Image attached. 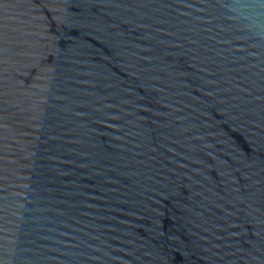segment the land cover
Returning a JSON list of instances; mask_svg holds the SVG:
<instances>
[{"label": "water", "instance_id": "water-1", "mask_svg": "<svg viewBox=\"0 0 264 264\" xmlns=\"http://www.w3.org/2000/svg\"><path fill=\"white\" fill-rule=\"evenodd\" d=\"M0 264H264V0H0Z\"/></svg>", "mask_w": 264, "mask_h": 264}]
</instances>
